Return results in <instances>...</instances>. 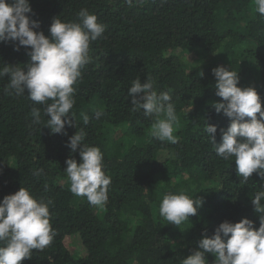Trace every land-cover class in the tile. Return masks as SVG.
I'll use <instances>...</instances> for the list:
<instances>
[{
    "label": "trees",
    "instance_id": "trees-1",
    "mask_svg": "<svg viewBox=\"0 0 264 264\" xmlns=\"http://www.w3.org/2000/svg\"><path fill=\"white\" fill-rule=\"evenodd\" d=\"M29 2L32 13L26 15L39 22L36 30L45 36L55 17L80 22L81 9L95 15L105 31L90 43L89 62L74 85L70 114L76 126L66 124V135L46 126V105L28 99L27 92L5 91L8 75L0 77V201L21 187L37 201H52L55 237L21 264H182L224 221L247 218L260 226L264 214L254 211L251 197L264 191V179L254 172L245 182L235 158L217 156L206 132L208 125L216 126L219 143L221 129L230 124L213 107L222 102L212 71L218 66L238 73V87L255 88L264 110V16L254 0ZM14 47L0 42V68L26 71L31 58L24 47ZM137 79L171 96L175 143L151 135L157 120L166 119L163 114L132 111L128 91ZM33 108L40 110V123ZM94 109L104 115L96 119ZM84 114L90 117L87 125ZM80 129L87 134L83 143L102 152V171L111 178L102 207L74 195L64 171L67 159L80 161L79 146L75 152L67 146ZM40 169L42 174L34 175ZM180 193L203 203L177 226L160 216L159 207L166 194ZM69 236L79 237L85 255L69 247ZM206 255L213 264L215 258Z\"/></svg>",
    "mask_w": 264,
    "mask_h": 264
},
{
    "label": "clouds",
    "instance_id": "clouds-1",
    "mask_svg": "<svg viewBox=\"0 0 264 264\" xmlns=\"http://www.w3.org/2000/svg\"><path fill=\"white\" fill-rule=\"evenodd\" d=\"M129 4L132 0H127ZM256 11L264 16V0H254ZM29 0H0V42H13L14 50H27L31 63L27 70L18 66L4 65L0 77L8 75L9 84L5 91L14 90L20 96L25 92L28 99L46 105V126L53 134L64 133L67 124L75 127L70 110L75 103L74 85L81 77V70L89 62L90 43L105 31V26L97 22L95 15L81 9L77 16L80 22H62L55 17L45 36L38 21L31 19ZM18 42V43H17ZM216 96L222 102L213 105L215 111L230 119L226 130L221 129V142L216 143L217 128L208 125L216 155L222 159L234 157L237 174L246 182L256 172L264 179V110L261 98L253 87H238L239 76L224 66L214 68ZM9 94H11L9 92ZM132 111L143 110L145 117H160L152 126L151 135L161 141L176 142L173 123L177 121L174 104L168 92L157 93L153 83L140 79L132 82L128 91ZM48 101H51L49 104ZM95 118L104 112L95 110ZM259 114V118H257ZM35 122L40 123V110L32 109ZM72 117L73 119H69ZM247 118V119H246ZM87 125L90 117L84 114ZM86 132L83 129L69 137L68 147L75 152L79 146L80 161L66 160L65 173L70 180V191L83 196L93 206H103L108 199L107 192L111 178L102 171L103 154L99 148L84 144ZM43 169L34 175L40 176ZM264 191L251 197L254 211L264 214ZM51 200L37 201L29 190L21 187L16 193L6 195L0 201V264H21L31 259L33 250H43L49 246L55 231L50 224L49 205ZM201 199L180 194H166L159 207V214L168 223L180 226L182 222L195 216ZM260 226L244 218L237 223L224 221L213 235L199 240L197 249L183 259L182 264H208L207 255L215 259L213 264H264V215H260Z\"/></svg>",
    "mask_w": 264,
    "mask_h": 264
},
{
    "label": "rangeland",
    "instance_id": "rangeland-1",
    "mask_svg": "<svg viewBox=\"0 0 264 264\" xmlns=\"http://www.w3.org/2000/svg\"><path fill=\"white\" fill-rule=\"evenodd\" d=\"M67 244L72 250H76L79 255H85V250L80 247L81 241L78 236L71 237L69 236L66 240Z\"/></svg>",
    "mask_w": 264,
    "mask_h": 264
}]
</instances>
